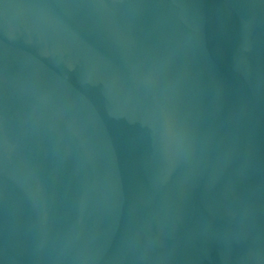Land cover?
I'll return each mask as SVG.
<instances>
[{
    "label": "water",
    "instance_id": "95a60500",
    "mask_svg": "<svg viewBox=\"0 0 264 264\" xmlns=\"http://www.w3.org/2000/svg\"><path fill=\"white\" fill-rule=\"evenodd\" d=\"M0 264H264V0H0Z\"/></svg>",
    "mask_w": 264,
    "mask_h": 264
}]
</instances>
